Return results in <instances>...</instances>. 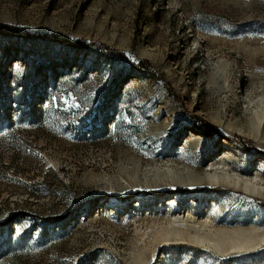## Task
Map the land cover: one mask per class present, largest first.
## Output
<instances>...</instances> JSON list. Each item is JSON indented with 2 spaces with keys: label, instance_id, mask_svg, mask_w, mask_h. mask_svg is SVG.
<instances>
[{
  "label": "rangeland",
  "instance_id": "rangeland-1",
  "mask_svg": "<svg viewBox=\"0 0 264 264\" xmlns=\"http://www.w3.org/2000/svg\"><path fill=\"white\" fill-rule=\"evenodd\" d=\"M2 26L0 264H264L223 252L264 231V140L234 119L264 91V0H0Z\"/></svg>",
  "mask_w": 264,
  "mask_h": 264
},
{
  "label": "bare ground",
  "instance_id": "bare-ground-1",
  "mask_svg": "<svg viewBox=\"0 0 264 264\" xmlns=\"http://www.w3.org/2000/svg\"><path fill=\"white\" fill-rule=\"evenodd\" d=\"M228 67H229V65H223V66H220L219 65V67L216 69L218 71V73H220V71H221L224 74L223 79L225 81H227L228 79H230V76L232 75V74L231 75L228 74V71H227V68ZM213 80H214V84L219 85L218 84L219 81H218V77L217 76H215ZM221 87H219V88L221 89ZM250 104H251V106H255L256 109L254 111V117L251 118V121L248 122V120H246L247 121L246 127H243V124L246 123V122L244 120H242V117L235 116L234 119H236L238 125H241V129L242 130L244 129L246 134L248 133L251 137L254 136V139H257L259 136H262L261 139L264 140V91L262 92V90H261V93L259 95H257L256 98H252V100L250 101ZM219 110H221V107L220 106H219ZM219 116H220V114L218 113L215 118H212L213 120H215V123H220L221 122ZM228 139H231V137H229ZM196 143H197L196 145L201 146L199 142H196ZM210 146L207 147V148H210ZM213 146H215V145H213ZM203 153H202L201 158H204V156H205V154H203ZM158 156H160V154ZM203 163H204V160H200V161L195 162V166H197V168L199 169V171L202 170V167H203L202 164ZM235 170H237L238 172L243 173V174H248V172H249V170L247 171L245 169H239V168H235ZM203 173H205V172H203ZM220 173L221 172L219 170L218 171H215V173L212 172V174L210 175V179L211 180L215 179L218 175H220ZM160 174L159 173L157 174L159 179H161L162 177L165 176V175L163 176V174L162 175H160ZM187 174H189V175L191 174L188 179L195 178V177H192L193 176L192 173H187ZM232 174H233V172H232ZM184 176H182V178L180 177L179 180H176L175 184H173V186H170V187H172V188L173 187H176V188L177 187H185L186 189L196 187V188L203 189V188H207V187L211 186V181L210 180H207L205 178L204 174H202L201 177H198V180L197 181L186 180V179L183 178ZM167 188H169V187H167ZM151 189H154V188H151ZM230 191H232L235 194L240 195V196H243L244 195L240 190H238L236 188H233ZM249 195L248 196L251 197V200L255 204H262V202H259L258 201V197L256 196V194L251 193ZM263 198H264V195H263ZM219 221H221V219H219ZM231 223L234 224V223H242V222L239 221L238 219H234V220L231 221ZM257 225H255V227L251 228L250 231L236 233L234 236H231L229 238V240L226 239L228 241H231L232 244H231L230 247H228L225 250H223V252L226 253L225 256H228V254H229V255H231V258H234L235 257L234 255L235 254H239V253L242 256H250V254L255 253L258 249L264 248V231L263 230L262 231L259 230L258 227H257ZM179 237H180L179 239H177V237H176L174 240H183V241H185L183 244L188 245V247L190 246L189 244H191V243H188V242H190V240H188V238L181 237V236H179ZM222 239L223 238L220 237V238H218V241H217L214 238L205 237L204 239L191 238V241L193 242L195 240L196 241V244H197V247L203 248L202 250H204V251H210L211 245H217L220 241H222ZM165 241H169V240H165Z\"/></svg>",
  "mask_w": 264,
  "mask_h": 264
},
{
  "label": "trees",
  "instance_id": "trees-1",
  "mask_svg": "<svg viewBox=\"0 0 264 264\" xmlns=\"http://www.w3.org/2000/svg\"><path fill=\"white\" fill-rule=\"evenodd\" d=\"M18 29L11 27V26H2L0 27V34L4 33V32H10V33H17ZM74 45V44H72ZM75 46V45H74Z\"/></svg>",
  "mask_w": 264,
  "mask_h": 264
}]
</instances>
